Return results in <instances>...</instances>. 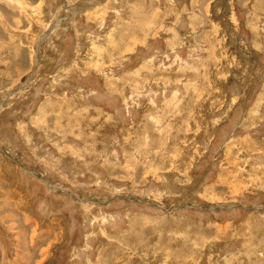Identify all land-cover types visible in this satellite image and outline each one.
Segmentation results:
<instances>
[{"label": "rangeland", "instance_id": "1", "mask_svg": "<svg viewBox=\"0 0 264 264\" xmlns=\"http://www.w3.org/2000/svg\"><path fill=\"white\" fill-rule=\"evenodd\" d=\"M0 264H264V0H0Z\"/></svg>", "mask_w": 264, "mask_h": 264}]
</instances>
